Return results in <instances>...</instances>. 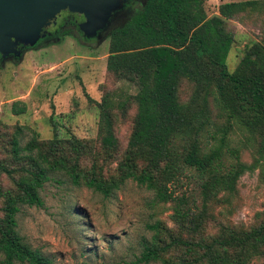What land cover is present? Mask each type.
Instances as JSON below:
<instances>
[{"label": "trees", "instance_id": "16d2710c", "mask_svg": "<svg viewBox=\"0 0 264 264\" xmlns=\"http://www.w3.org/2000/svg\"><path fill=\"white\" fill-rule=\"evenodd\" d=\"M206 1L146 0L111 30L107 73H126L142 81L130 100L136 114L117 178L104 179L94 169L81 168L82 159L97 157L88 141L56 135L40 140L35 131L14 127L6 157L0 158V178L5 176L12 185L4 190L0 184V264H54L20 236L17 215L23 207L42 208L41 190L58 176L104 198L132 180L153 195V203L172 202L171 220L178 234L162 240L165 229L159 222L150 225L154 235L144 242L138 263L248 264L264 258V220L249 230L222 227L208 241L202 237L211 205L220 194L232 195L239 178L255 168L240 160V150L229 147L233 129L247 135L245 145L252 141L258 155L255 163L264 157V46L246 48L229 72L226 59L233 38L225 26L246 10L263 11L264 0L225 2L218 15L209 18ZM72 35L68 28L57 33V40H40L23 51ZM182 81L191 84L184 103L178 97ZM126 104H114L107 96L97 104V138L107 159L118 151L113 111L124 114ZM11 112L24 114L25 104L12 103ZM24 130H30L25 142ZM226 158L232 159L229 164ZM189 182L197 187L199 203L175 195L176 188Z\"/></svg>", "mask_w": 264, "mask_h": 264}, {"label": "rangeland", "instance_id": "374dc122", "mask_svg": "<svg viewBox=\"0 0 264 264\" xmlns=\"http://www.w3.org/2000/svg\"><path fill=\"white\" fill-rule=\"evenodd\" d=\"M222 3L225 0H207L206 17L218 15ZM225 26L233 38L226 59L227 69L232 72L246 48L264 46V10H246L226 21ZM80 38L74 30L60 43L28 50L18 62L0 64V158L6 157L14 127L23 126L35 131L40 140L56 135L88 141L97 157L82 159L81 168L94 169L104 179L117 178L136 114L130 100L142 81L126 73H107V36L89 42ZM190 92L191 84L182 81L179 101L186 102ZM104 96L117 105L127 101L124 114L119 109L113 111L118 151L109 159L102 155L97 138V104ZM14 102L24 103L26 112L13 115ZM30 130H24V142L30 138ZM246 140L247 135L234 128L229 147L240 150V160L246 165L255 164V168L239 178L232 195L220 194L218 202L209 208L211 219L202 235L207 241L222 227L249 230L264 220V157L255 163L256 149L252 141L245 145ZM231 160L226 158L227 164ZM56 179L41 190L42 208L23 207L17 215L20 236L54 264H143L137 260L144 242L154 235L150 225L161 224L166 231L159 236L162 240L179 232L171 220L172 202L153 203V195L132 180H127L114 196L104 198L86 188L73 187L63 177ZM0 184L4 190L12 188L5 176ZM182 194L199 203L193 182L175 189V195ZM178 253L173 251V256ZM248 264H264V258H253Z\"/></svg>", "mask_w": 264, "mask_h": 264}, {"label": "water", "instance_id": "95a60500", "mask_svg": "<svg viewBox=\"0 0 264 264\" xmlns=\"http://www.w3.org/2000/svg\"><path fill=\"white\" fill-rule=\"evenodd\" d=\"M125 0H0V63L22 59L56 23L62 11L82 15L78 29L85 39L102 41L101 32Z\"/></svg>", "mask_w": 264, "mask_h": 264}, {"label": "flooded vegetation", "instance_id": "af4514ba", "mask_svg": "<svg viewBox=\"0 0 264 264\" xmlns=\"http://www.w3.org/2000/svg\"><path fill=\"white\" fill-rule=\"evenodd\" d=\"M146 0H125L122 7L114 12L110 18L109 25L105 30L101 32L102 37H109L111 30L114 26L124 22L134 11L139 8L140 5H144ZM236 0H225L226 3H231ZM84 18L79 14H72L68 11H62L56 18V23H52L49 27L46 28V35L43 39L44 42L55 41L58 39L57 33L68 30V28L77 31L80 34L81 41H93L95 39H85L83 38L81 32L78 29V24L83 22ZM25 49V48H24ZM23 49V50H24ZM6 61L16 62L19 61L14 58H9ZM5 61V62H6Z\"/></svg>", "mask_w": 264, "mask_h": 264}]
</instances>
